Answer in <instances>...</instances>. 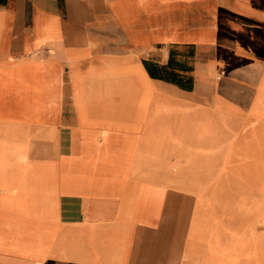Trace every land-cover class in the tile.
<instances>
[{
	"label": "rangeland",
	"instance_id": "374dc122",
	"mask_svg": "<svg viewBox=\"0 0 264 264\" xmlns=\"http://www.w3.org/2000/svg\"><path fill=\"white\" fill-rule=\"evenodd\" d=\"M133 1L152 7L163 0H129L127 14ZM211 1L202 0L201 4ZM237 1L245 10L241 16L243 31L264 39V28L256 27L250 12L263 10L264 0ZM50 49L54 52L58 48ZM78 55L66 53L65 59L71 67L77 125L87 129L80 138L96 133L101 140L79 142L76 151L97 152L98 156L75 158L81 161L78 167H74L75 159L61 153L56 145L49 160L29 164L25 159L28 146L34 145L29 138L56 139L57 127L50 115V106L57 98L56 72L45 67L46 59L35 53L12 65L0 62V244L12 249L20 244L9 235L10 223L20 213L18 201H33L34 194L42 192L57 195L66 187V193L79 194L83 200L91 195L117 196L118 201L128 202L131 228L139 223L151 230L143 244L133 243L127 264H141L142 257L145 264H168L177 214L171 245L184 244L181 254L173 252L174 257L180 256L179 264H264V68L248 109L242 111L243 124L237 136L233 129L211 128L207 135H200L201 127L192 133L184 124L174 122L161 125L157 138L151 117L143 123L153 84L138 60L130 55H101L80 68ZM134 62V84L129 92L124 89L127 106L121 103L123 108L120 106L113 115L116 95L101 88L87 90L85 78L93 70L127 69ZM222 73L224 69L214 74L219 77ZM208 115L221 116L219 112ZM122 149L128 156L123 163L128 172H106L108 163L116 160L108 155ZM75 178L77 181H72ZM182 191L189 192L193 200H180ZM52 207L44 208L51 219L56 212ZM144 244L146 250L142 251ZM43 248L48 252L51 247L47 244ZM211 250L224 251L226 257L214 261Z\"/></svg>",
	"mask_w": 264,
	"mask_h": 264
},
{
	"label": "crops",
	"instance_id": "0c3cea01",
	"mask_svg": "<svg viewBox=\"0 0 264 264\" xmlns=\"http://www.w3.org/2000/svg\"><path fill=\"white\" fill-rule=\"evenodd\" d=\"M127 1L0 0V62L12 65L34 53L40 54L46 59L44 66L58 77L57 98L50 106L57 136L53 140L29 138L34 143L25 154L29 164L33 160H49L55 145L74 159L98 156L97 152L76 151L81 141L101 140L96 133L90 135L93 137L85 135L84 140L80 138L87 129L77 125L66 53L79 54L80 68L101 55H130L138 60L153 84L143 123L147 124L151 117L157 138L161 125L174 122L184 124L192 133L201 127L200 135H207L209 128L233 129L236 136L240 132L242 111L248 109L264 68V39L243 31L242 5L237 0H213L209 5H202V0H163L146 7L133 1L131 13L127 14ZM250 12L256 27L263 29L264 9ZM50 48L58 49L52 52ZM223 69L224 73L216 77L215 71ZM93 72L102 80L90 85ZM114 74L115 70H93L84 86L116 95L121 84L115 90L107 89L108 78ZM123 77L124 72L120 82ZM210 112L221 116L211 117ZM195 134L199 135L197 131ZM122 150L108 155L116 160L108 163L106 172H128L123 164L128 156ZM76 159L74 167L81 164ZM118 161L121 165L115 166L113 162ZM65 173L64 183L67 169ZM65 191L68 188L57 195L36 193L33 201L17 202L20 213L12 219L9 235L20 244L14 249L0 244V264H127L133 243L143 244L150 235L151 230L139 223L131 228L128 202L118 201L117 196L91 195L83 200L81 195ZM180 200L193 199L189 192L182 191ZM51 204L56 211L53 220L44 209ZM24 205L30 208H23ZM177 217L178 214L168 247V264L180 263V256L174 257L173 252L181 254L184 246L171 245ZM47 244L51 247L48 252L43 248ZM146 246L142 245V251ZM143 259L141 264H145Z\"/></svg>",
	"mask_w": 264,
	"mask_h": 264
},
{
	"label": "bare ground",
	"instance_id": "6f19581e",
	"mask_svg": "<svg viewBox=\"0 0 264 264\" xmlns=\"http://www.w3.org/2000/svg\"><path fill=\"white\" fill-rule=\"evenodd\" d=\"M134 68H135V62L132 63L127 69H124V68L117 69V68H115L116 70L114 69L115 70L114 77L112 76V77L108 78L109 79L108 80V84H107V89L108 90H113V89L115 90L116 85L119 86V84H121L119 90H117V89L115 90L117 96L114 99V104L115 105H114L113 110L111 112L113 115L118 114L117 112H118L119 107L121 106L120 105L121 103H123V105L127 106L126 104H127L128 98L126 96L127 93H125L124 89H127L128 90L127 92H129L130 89L132 88L133 84H134V81H133V78H132L133 77L132 76V74H133L132 72L134 71ZM122 72H124V77H123L122 81L120 82L121 77H122ZM91 75L92 76L90 78V85L91 84H95L97 82L100 83V81L102 80V77H100V75L97 74V73H94L93 72ZM123 81H124V83H123ZM121 108H123V106H121ZM239 175L242 176L241 173H239ZM243 177L245 178V176H243ZM206 249H208V248H206ZM161 250L163 252V248ZM207 253H208V251H207ZM211 253H213V259H214V261H217V262L220 261L222 258H225L226 257V256H224L225 255L224 251L211 250ZM165 254H166V252H165ZM165 262H166V258H165ZM184 264H186V263H184ZM188 264H190V263H188Z\"/></svg>",
	"mask_w": 264,
	"mask_h": 264
}]
</instances>
